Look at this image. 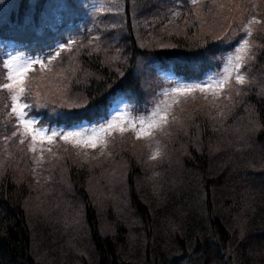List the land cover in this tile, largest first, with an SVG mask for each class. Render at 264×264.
Wrapping results in <instances>:
<instances>
[{"label": "trees", "instance_id": "trees-1", "mask_svg": "<svg viewBox=\"0 0 264 264\" xmlns=\"http://www.w3.org/2000/svg\"><path fill=\"white\" fill-rule=\"evenodd\" d=\"M43 1L50 4L53 13L40 27H36L38 8L25 12L23 7L16 8L18 1L4 12L7 18L15 20L12 28H16V21L20 24L23 15L24 21L28 19L26 24H34V32L38 34L35 48L38 52L24 75L25 92L19 99L28 103L27 114L35 115L42 126L78 108L51 103L43 97L47 83L43 76L55 72L59 64L58 70L64 71L68 78V87H75L73 98H82L77 89L86 90L95 98L103 96V110L96 107L92 112L72 111L74 118L86 117L92 122L105 120L109 105L119 97L132 102L137 112L148 109L150 102L137 104L143 96V87L133 81L138 61L147 53V57L153 58L156 83L160 66L170 67L184 77L220 71L225 54L233 52L244 40L249 47L243 55L258 58L239 66L244 83L231 77L214 97H206L204 92L199 95L196 88L190 90L195 93L193 102L184 110L171 111L180 116L179 120L168 114L171 108L168 109V118L162 121V152L158 157L134 162L139 163L140 170L127 169L126 165L132 167L133 162L121 154L120 166L111 169L110 157L115 154L110 153L96 171L84 172L90 173L88 177L82 174L73 178L76 171L70 169L72 189L68 179H52L54 175L46 178V184L37 183V195L43 200V195L50 193L47 205L58 199L51 193L55 185L60 187L55 192L59 195L67 189L69 198L73 194L78 196L74 205L82 207L84 226L79 225L76 214L75 220L69 213L72 219L67 226L72 232L64 243L52 237L45 239L38 227L34 231L32 222L26 219L23 201L29 190L23 186L20 189L19 183H12L15 186L11 187L6 179L4 185L0 184V264H264V20L259 23L263 32L252 33L247 27H239L241 31L232 40L223 38L221 42L222 38L212 36L211 25L206 28L207 38L194 40L187 32L198 26L200 14L213 16L214 11L223 10V0H114L103 9V0H99V7L91 8L81 0ZM259 2L240 0L246 11L261 17L264 4L261 10ZM4 19L0 32L8 25ZM228 21V17L224 18L222 26ZM246 30L250 35H245ZM20 32H13L12 36ZM9 43L15 44L11 40ZM4 51L1 53L5 59ZM4 59L0 62V104L9 113L12 99L9 90L3 87L8 81L4 79ZM186 109L200 114V120L195 121L191 113L184 112ZM8 128L0 122V150L5 153L9 151H5L7 145L2 143H7L8 137L3 133L7 134ZM158 163L170 172L180 166L188 168L186 186L178 188L175 194L158 188L154 178ZM169 171L165 182H169ZM109 172L123 176L124 201L126 206L130 203L133 223L123 215V204L106 206L103 211L98 196L89 193L88 199L80 194L92 175L107 176ZM0 181H4L3 177ZM73 183H78V191ZM71 204L73 201L70 207ZM177 207L185 208L183 215L176 213ZM106 215H113L111 222ZM157 216L163 217L161 234L156 233ZM79 234L84 241L78 242ZM70 238L80 262L70 254L73 247H68ZM37 243L42 247L36 251Z\"/></svg>", "mask_w": 264, "mask_h": 264}, {"label": "rangeland", "instance_id": "rangeland-1", "mask_svg": "<svg viewBox=\"0 0 264 264\" xmlns=\"http://www.w3.org/2000/svg\"><path fill=\"white\" fill-rule=\"evenodd\" d=\"M113 1L114 0H103L104 6L102 9L105 6L107 7L109 3L112 4ZM254 1L256 3L260 1L259 4H261L262 10L264 0ZM16 2L19 3V8L23 7L25 9V12L30 8L32 10L38 8L37 12L43 15L49 12L48 8L50 4H47V2L43 0H0V22L5 18L4 23H8L6 27L9 30L12 28L10 25L14 24L15 20L11 17L7 18L8 14L6 15L4 12L11 6L15 7ZM34 2H36V4ZM80 2L88 4L89 8L99 7L101 4L99 0H89L86 2L85 0H81ZM223 4H225L224 9L221 11H214L213 16L208 13L200 14L197 22L198 26H194L187 33L191 34L194 40L205 39L208 37L206 28L212 25L214 27L212 36L214 38H222V42L223 38L232 40L241 31L240 28L243 27H247L252 33H254V31L263 32V30L260 29L259 23L264 20V13H262L263 15L260 17L259 14H252L251 10L246 11V8L244 9L243 4L240 3V0H223ZM6 6L7 8H5ZM256 6L259 7V5ZM4 8L5 10H1ZM227 17L229 19L228 23L226 26H222V20ZM27 22L28 19L24 21V16L22 15L20 21L22 31L17 35H38L34 32V24H26ZM241 44H243V41L236 45V49L233 50V52H227L225 54V60L220 71L211 70L201 77H184L182 75H177L170 67L164 68V66H160L157 69L158 73L156 75L159 83H156L154 79L155 72L152 69L151 62L153 58L147 57V53L143 60L138 61L136 68L137 76L133 79V81L136 80V82L143 87L141 88L143 96L139 98L137 104L145 105L150 102L147 110L143 109V111L139 112L133 109L132 102H127L126 99L119 97L109 105L110 110L105 120H93L89 122L86 117L74 118L72 111L75 109L83 112H92L96 107L102 110L105 109L103 107L104 98L102 95L95 98L96 95L87 94L86 90L83 91L80 89H77L76 92H81L82 98H73L72 91L75 87H73V89L68 87V78L65 72H60L58 70L61 64L56 67L55 72H51L48 76L46 73L43 76L47 83L43 87L42 94L43 97L51 103L54 102L60 105L65 104L67 107L78 106V108L74 110L70 109L66 112L70 113L69 115L65 113L63 117L54 121L52 124H43L42 126L37 123V117L35 115L27 114V108L21 109L22 105L28 104L21 99L12 102L9 113L6 111L5 105L0 104V122L6 128H8V124H10L7 132L8 135L3 133L5 137H8L7 143H2L7 145L5 151H9V153L0 150V177L4 179V181H0V184L4 185L6 179H8L11 187L15 186L14 184L12 185V183H19L20 185L18 186H20V189L23 186V189L29 190L24 193L23 201L26 219H30L29 221L32 222L34 231L36 227H38L41 230L42 237L45 239L52 237L53 239H57L58 242L64 243L66 239L68 241L67 236L72 232L69 226H67L68 223L71 222L70 219H72V217H68L69 213H71L73 219L77 216L79 225L84 226V219L81 215L82 207L80 205L78 207L77 203L74 205L75 200L78 199L77 195L72 193V198H69L70 195L67 194L70 193H67V189L62 190L59 195V192H55L57 189L59 191L60 187L55 185L51 187V193L58 196V199L57 201H53L52 205H47L49 199L48 195L50 193L43 195L46 201L43 200L41 196L37 195L39 194L37 189L39 186L37 183L43 182L46 184V182H48L46 178L54 175L52 179H68V184H71L70 173L68 172L70 169L76 171L73 172L75 173L73 178L77 175L81 176L82 174L88 177L90 173L84 172L96 171L98 166L105 162L110 153L115 154L110 157L112 161L111 169L120 163L122 157L118 155L121 154L128 162H133L132 167L126 165L127 169L133 168L140 170L138 168V162L143 160L141 158L152 159V157H158L162 152L160 148L161 139H163L161 134L164 129L162 121L166 118L168 109L171 108L168 114H172L174 118L176 117L177 120H179L180 116L171 113V111L173 112L179 109L184 110L193 102L195 93H192L190 90L196 88V93L199 95H201V92H204L206 97H214V95L219 92V88L224 86V83L228 81L229 78H236L238 74L242 75L241 69H239L242 62L246 65L250 61L257 60L258 57L254 55L244 56L243 54L247 50L246 49L244 52L239 53L244 56L243 61H237L235 57L238 55L237 49L241 47ZM7 57V59L5 58V65L8 68V77L10 74L15 76L16 70L27 68L35 58L34 56H27L23 52L14 53L11 49H8ZM57 62L53 61L55 64H57ZM19 87L20 82L16 81L14 84L15 93H18ZM144 92H146V95ZM138 97H140L139 94L137 99ZM13 107L17 109L15 114L12 110ZM21 111L23 115H21ZM184 112L191 113L195 121L201 118L200 114L192 113L189 109H186ZM13 121L16 122V125ZM27 121H32L33 123L29 125ZM149 125H154L151 133L138 137L137 132L142 129L146 130ZM113 130L117 131L114 132ZM53 133H55V135H53ZM68 133H80V135L67 136ZM49 137H51L50 140ZM57 138L66 139L67 141H59ZM93 144L95 146H92ZM136 161L138 162L134 163ZM119 166L120 165H118V167ZM166 168L167 167L162 163L157 164V171L154 176L156 179L155 185L161 190L166 188L168 194H175V192H178V188L186 186L189 181L186 179L189 169L180 166L176 170L174 169V172H170L169 169ZM168 171L169 176H167V178L169 182H165L164 177L168 174ZM91 177L88 184L86 183L87 180L85 181L83 185L84 191L82 190L80 194H85L88 196V199L89 197L91 198L90 194L98 196L103 211H105L106 206L111 208L112 205L119 206L123 204L125 208V213H123V215L132 219L133 223L135 219L130 208V203L128 202L129 205L127 204L128 206H126L124 201L123 192L125 190V182L123 176L119 177L118 174L117 177L115 172H109L107 176H101L99 173ZM73 184L78 191V183ZM45 187L47 188L48 186ZM30 193L32 194L29 195ZM59 196L61 202H59ZM81 196L84 197V195ZM72 201L73 204H71L72 207H70L69 205ZM164 206L163 204L161 207ZM121 212L122 211H119L118 214H122ZM184 212V207L176 208V213L178 215H183ZM118 214L113 215L118 217ZM113 215L111 217H109L110 215H106L109 222L112 221ZM146 216L148 217V213ZM162 216H157L155 220L158 223L156 229L157 234L163 233ZM104 225L109 226L107 223ZM131 225L133 226L136 224ZM110 226L112 228L114 225L112 224ZM137 229L135 232H137ZM140 234L142 235L141 232ZM73 235H75V232ZM78 237V242L85 240L80 234ZM142 239H144V237ZM68 245V247L73 246L70 254H74V256L78 258V252L71 238L69 239ZM32 246L34 247L33 244ZM39 247H42L41 243L35 245V250L37 251ZM91 250L94 252L93 248H91ZM80 261L81 259L78 258L77 262Z\"/></svg>", "mask_w": 264, "mask_h": 264}, {"label": "snow or ice", "instance_id": "snow-or-ice-1", "mask_svg": "<svg viewBox=\"0 0 264 264\" xmlns=\"http://www.w3.org/2000/svg\"><path fill=\"white\" fill-rule=\"evenodd\" d=\"M245 35L246 36L250 35V32H248L246 30ZM248 47H249L248 41L247 40H244L243 41V44H241V47L239 49H237L238 55H236V57H235V59L237 61H243L244 56L241 55V54H239V53L244 52ZM26 71H27V68H25L23 70H16L15 76H13V75L10 74L9 77H8V79L10 81H13V83H5L3 85V87L5 89H8L9 92L11 93V99H12L13 102L17 101L19 99V96L22 95V94H24V92H25V88L23 86L22 81H23L24 74H25ZM236 80H237L238 83H244V77H243V75L238 74L236 76ZM16 81H19L20 82L19 93L13 92L14 84H15ZM197 87H199V86H197ZM27 107H28V105L27 104H24V105L21 106V109L27 108ZM12 110H13V113L14 114L17 111V109L15 107H13ZM21 115H23V112L22 111H21ZM31 123H33V122L32 121H27V124L30 125ZM152 127H154V125H149V127L146 130L142 129L141 131L137 132V136L139 137L141 135H149L151 133ZM53 135H55V133H53ZM74 135L75 136H79L80 133H68L67 134V136H74ZM33 138H35V137H33ZM50 139H51V137H49V140ZM21 142H23V141H21ZM92 146H95V145L93 144Z\"/></svg>", "mask_w": 264, "mask_h": 264}]
</instances>
